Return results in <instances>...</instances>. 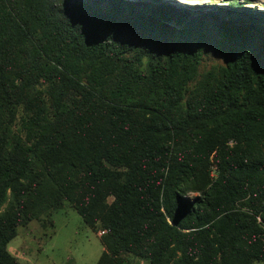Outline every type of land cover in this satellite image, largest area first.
Listing matches in <instances>:
<instances>
[{"label": "trees", "instance_id": "1", "mask_svg": "<svg viewBox=\"0 0 264 264\" xmlns=\"http://www.w3.org/2000/svg\"><path fill=\"white\" fill-rule=\"evenodd\" d=\"M244 3L0 0V264L64 202L94 264L264 262V9Z\"/></svg>", "mask_w": 264, "mask_h": 264}, {"label": "rangeland", "instance_id": "2", "mask_svg": "<svg viewBox=\"0 0 264 264\" xmlns=\"http://www.w3.org/2000/svg\"><path fill=\"white\" fill-rule=\"evenodd\" d=\"M173 1L179 5L199 7L223 5L226 0ZM247 1L249 3L245 5L264 9V0ZM214 60L219 61L218 56L210 52L205 63ZM98 237L99 232L84 225L71 205L64 202L59 209L48 210L16 227L15 235L5 248L20 264H94L102 250ZM123 264L146 262L141 257L129 256Z\"/></svg>", "mask_w": 264, "mask_h": 264}]
</instances>
